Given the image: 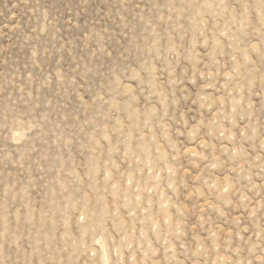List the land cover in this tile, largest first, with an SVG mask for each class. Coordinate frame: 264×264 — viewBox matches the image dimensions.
Returning <instances> with one entry per match:
<instances>
[{
  "label": "rangeland",
  "instance_id": "1",
  "mask_svg": "<svg viewBox=\"0 0 264 264\" xmlns=\"http://www.w3.org/2000/svg\"><path fill=\"white\" fill-rule=\"evenodd\" d=\"M0 264H264V0H0Z\"/></svg>",
  "mask_w": 264,
  "mask_h": 264
}]
</instances>
